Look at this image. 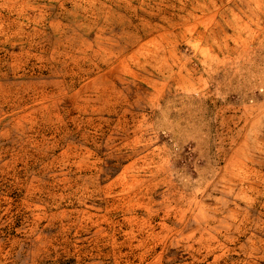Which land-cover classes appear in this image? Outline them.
Segmentation results:
<instances>
[{"label": "rangeland", "instance_id": "obj_1", "mask_svg": "<svg viewBox=\"0 0 264 264\" xmlns=\"http://www.w3.org/2000/svg\"><path fill=\"white\" fill-rule=\"evenodd\" d=\"M0 264H264V0H0Z\"/></svg>", "mask_w": 264, "mask_h": 264}]
</instances>
